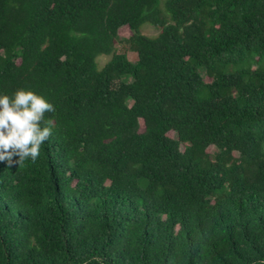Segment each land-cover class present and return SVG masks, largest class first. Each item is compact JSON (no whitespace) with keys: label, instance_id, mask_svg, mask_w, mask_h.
<instances>
[{"label":"trees","instance_id":"1","mask_svg":"<svg viewBox=\"0 0 264 264\" xmlns=\"http://www.w3.org/2000/svg\"><path fill=\"white\" fill-rule=\"evenodd\" d=\"M18 88L53 134L0 162V264H264V0H0Z\"/></svg>","mask_w":264,"mask_h":264},{"label":"clouds","instance_id":"2","mask_svg":"<svg viewBox=\"0 0 264 264\" xmlns=\"http://www.w3.org/2000/svg\"><path fill=\"white\" fill-rule=\"evenodd\" d=\"M54 111L47 97L31 89L18 88L11 95L0 92V162L9 166L29 159L35 162L53 134L52 121L45 114Z\"/></svg>","mask_w":264,"mask_h":264},{"label":"rangeland","instance_id":"3","mask_svg":"<svg viewBox=\"0 0 264 264\" xmlns=\"http://www.w3.org/2000/svg\"><path fill=\"white\" fill-rule=\"evenodd\" d=\"M142 30H143V33H145V34H147L149 36H155V35H157L159 33V30H157V29H155V28H153V27H151L149 25H145L142 28ZM130 35H131V32H130L129 27H127V26L121 28L120 31H119V37H120V39H126ZM109 59H111L110 56L103 55L98 60H99L100 65L103 66V65L106 64V62H108ZM207 80L210 81L209 79H207ZM142 129H144L143 126H142ZM169 135L171 137H175L176 136V134L174 132H171ZM215 150H216V148L214 146H210L208 148V152L210 154H213L215 152ZM236 155L238 156V154H236Z\"/></svg>","mask_w":264,"mask_h":264}]
</instances>
